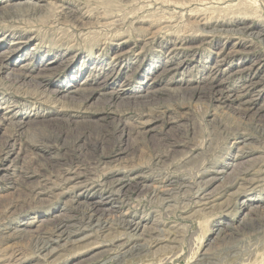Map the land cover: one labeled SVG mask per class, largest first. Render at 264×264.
Returning <instances> with one entry per match:
<instances>
[{
  "label": "rangeland",
  "instance_id": "rangeland-1",
  "mask_svg": "<svg viewBox=\"0 0 264 264\" xmlns=\"http://www.w3.org/2000/svg\"><path fill=\"white\" fill-rule=\"evenodd\" d=\"M0 64V264H264V0H0Z\"/></svg>",
  "mask_w": 264,
  "mask_h": 264
},
{
  "label": "bare ground",
  "instance_id": "bare-ground-1",
  "mask_svg": "<svg viewBox=\"0 0 264 264\" xmlns=\"http://www.w3.org/2000/svg\"><path fill=\"white\" fill-rule=\"evenodd\" d=\"M257 33V32H256ZM1 68H2V66H1V64H0V71H1ZM44 70V69H43ZM24 77V76H23ZM16 79L18 80V78L16 77ZM26 79V78H25ZM20 81V80H19ZM98 87V86H97ZM247 88V87H246ZM82 92V91H81ZM92 94V93H91ZM90 94V95H91ZM89 95V96H90ZM226 97H228V96H226ZM59 172V171H58ZM67 173V172H66ZM241 174V173H240ZM74 175V174H73ZM67 179V178H66ZM71 179V178H70ZM72 181V180H71ZM125 180H122V179H117L116 181H115V185H116V187H118V189L116 190L117 191V193H120L121 191H122V189L126 186V185H128V181H126V182H124ZM69 182V181H68ZM72 184V183H71ZM112 195V194H111ZM90 209H93V208H90ZM91 218H92V216H90L89 217V220H88V223H89V221L91 220ZM126 220V219H125ZM125 222V221H124ZM126 223V222H125ZM88 225V224H87ZM125 225V224H124ZM138 225H139V223H135V224H131V223H129L128 222V225L127 226H130V227H132V229H134V230H136L137 228H138ZM88 227V226H87ZM139 229V228H138ZM131 230V229H130ZM75 233V232H74ZM72 235V234H71ZM135 248V247H134ZM143 248V247H142ZM139 253V252H138Z\"/></svg>",
  "mask_w": 264,
  "mask_h": 264
}]
</instances>
